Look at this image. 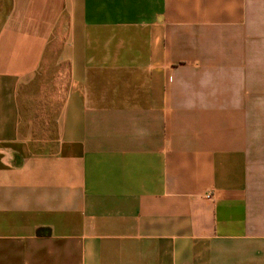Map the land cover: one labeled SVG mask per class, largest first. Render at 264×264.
<instances>
[{
    "label": "crops",
    "instance_id": "obj_1",
    "mask_svg": "<svg viewBox=\"0 0 264 264\" xmlns=\"http://www.w3.org/2000/svg\"><path fill=\"white\" fill-rule=\"evenodd\" d=\"M0 264H264V0H0Z\"/></svg>",
    "mask_w": 264,
    "mask_h": 264
},
{
    "label": "trees",
    "instance_id": "obj_2",
    "mask_svg": "<svg viewBox=\"0 0 264 264\" xmlns=\"http://www.w3.org/2000/svg\"><path fill=\"white\" fill-rule=\"evenodd\" d=\"M42 232H44V230L43 231L42 230L38 231L39 236L43 234Z\"/></svg>",
    "mask_w": 264,
    "mask_h": 264
},
{
    "label": "built area",
    "instance_id": "obj_3",
    "mask_svg": "<svg viewBox=\"0 0 264 264\" xmlns=\"http://www.w3.org/2000/svg\"><path fill=\"white\" fill-rule=\"evenodd\" d=\"M208 198H209V196H208Z\"/></svg>",
    "mask_w": 264,
    "mask_h": 264
}]
</instances>
